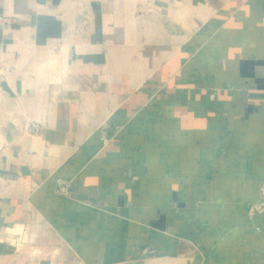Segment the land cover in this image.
I'll use <instances>...</instances> for the list:
<instances>
[{"label": "crops", "instance_id": "0c3cea01", "mask_svg": "<svg viewBox=\"0 0 264 264\" xmlns=\"http://www.w3.org/2000/svg\"><path fill=\"white\" fill-rule=\"evenodd\" d=\"M0 135V264H264V0H0Z\"/></svg>", "mask_w": 264, "mask_h": 264}, {"label": "built area", "instance_id": "2783aa9c", "mask_svg": "<svg viewBox=\"0 0 264 264\" xmlns=\"http://www.w3.org/2000/svg\"><path fill=\"white\" fill-rule=\"evenodd\" d=\"M30 129L34 132L39 131L38 125H32L30 126ZM56 192L59 195L71 197L72 182L69 180H59L57 183ZM247 215L250 219L258 215H264V182L261 184L259 189V200L249 206Z\"/></svg>", "mask_w": 264, "mask_h": 264}, {"label": "bare ground", "instance_id": "6f19581e", "mask_svg": "<svg viewBox=\"0 0 264 264\" xmlns=\"http://www.w3.org/2000/svg\"><path fill=\"white\" fill-rule=\"evenodd\" d=\"M2 145V136L0 135V146Z\"/></svg>", "mask_w": 264, "mask_h": 264}, {"label": "water", "instance_id": "95a60500", "mask_svg": "<svg viewBox=\"0 0 264 264\" xmlns=\"http://www.w3.org/2000/svg\"><path fill=\"white\" fill-rule=\"evenodd\" d=\"M7 140H9V139H7Z\"/></svg>", "mask_w": 264, "mask_h": 264}]
</instances>
